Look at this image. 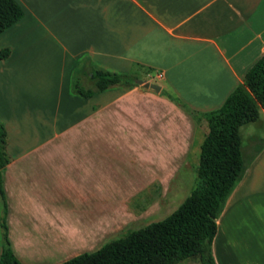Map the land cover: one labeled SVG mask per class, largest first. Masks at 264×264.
<instances>
[{"label":"crops","instance_id":"obj_1","mask_svg":"<svg viewBox=\"0 0 264 264\" xmlns=\"http://www.w3.org/2000/svg\"><path fill=\"white\" fill-rule=\"evenodd\" d=\"M14 1L22 17L0 33V219L5 202L21 264H58L161 217L185 191L207 127L166 95L199 113L220 107L264 52V0ZM84 63L133 82L78 95ZM240 128L244 170L215 221V264H264V108Z\"/></svg>","mask_w":264,"mask_h":264},{"label":"trees","instance_id":"obj_2","mask_svg":"<svg viewBox=\"0 0 264 264\" xmlns=\"http://www.w3.org/2000/svg\"><path fill=\"white\" fill-rule=\"evenodd\" d=\"M14 0H0V33L22 17ZM8 53L0 50V58ZM81 76L90 82L82 84ZM133 77L82 64L74 71L71 89L88 97L114 84H129ZM169 100L195 120H203L207 132L199 146L194 186L182 202L164 218L123 233L103 243L92 252L77 254L58 264H178L197 257L198 264H215L211 242L216 231V218L229 192L241 178L244 167L240 151L239 127L258 117L264 108V52L245 70L241 82L227 95L220 107L196 112L187 109L176 98ZM6 135L0 124V195L2 170L8 162ZM5 202L0 227L2 249L0 264H21L12 254L6 237Z\"/></svg>","mask_w":264,"mask_h":264},{"label":"rangeland","instance_id":"obj_3","mask_svg":"<svg viewBox=\"0 0 264 264\" xmlns=\"http://www.w3.org/2000/svg\"><path fill=\"white\" fill-rule=\"evenodd\" d=\"M82 83L86 86H89L90 85V82L88 80H86L85 78H82ZM249 125H253V124H249ZM244 127H251V126H244ZM243 131L242 130V126L240 128V134L243 136ZM198 158H199V150L198 151H195V150H192V152L190 153V155L188 156L187 158V167L188 168V171H189V174L187 175H181L180 176L182 177V181H184L185 183V191H181V193H179V195L176 197V199H173L172 202L169 204V206L167 207L166 209V213H164L163 215H161V217L163 218L164 216H166L167 214H169L172 210H174L178 205L179 203L183 200V198L185 196H187V194L189 193L190 189L194 186V183H195V177H196V169H197V165H198ZM122 161V159H119V161L115 160L114 163H120ZM140 165V163H139ZM120 166H114L113 165V168H111L112 172H116L115 170H117ZM131 174V173H130ZM125 178V176H124ZM131 181H134L135 180V176H132V177H129ZM188 180V181H187ZM125 185L126 182L124 181L123 179V176H120V177H115V181H114V185L116 186V193H118L120 190L118 189V186L119 185ZM156 184H153L152 186L148 187L143 193L145 195V197H152L154 192L156 191ZM161 217H154L152 218L150 221H142V222H139V223H135L131 226H129L128 228L124 229V231L121 233H126V232H129L131 230H135L139 227H142L150 222H154V221H157V220H160ZM121 234L115 236L114 238H117L118 236H120ZM105 243V242H104ZM186 261H189V262H193V261H197V257L193 256V257H189V258H186L185 259Z\"/></svg>","mask_w":264,"mask_h":264},{"label":"water","instance_id":"obj_4","mask_svg":"<svg viewBox=\"0 0 264 264\" xmlns=\"http://www.w3.org/2000/svg\"><path fill=\"white\" fill-rule=\"evenodd\" d=\"M134 83L141 85L142 87H145V88H150L154 91H158V89H159V86L157 84L149 83V82L143 81L141 79H134Z\"/></svg>","mask_w":264,"mask_h":264}]
</instances>
